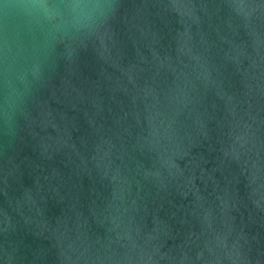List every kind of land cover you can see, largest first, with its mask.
<instances>
[{
    "label": "water",
    "instance_id": "obj_1",
    "mask_svg": "<svg viewBox=\"0 0 264 264\" xmlns=\"http://www.w3.org/2000/svg\"><path fill=\"white\" fill-rule=\"evenodd\" d=\"M109 2L0 0V264H264V0Z\"/></svg>",
    "mask_w": 264,
    "mask_h": 264
},
{
    "label": "clouds",
    "instance_id": "obj_2",
    "mask_svg": "<svg viewBox=\"0 0 264 264\" xmlns=\"http://www.w3.org/2000/svg\"><path fill=\"white\" fill-rule=\"evenodd\" d=\"M112 7L109 0H16V3L7 6V16L21 18L28 31L39 26L45 30L47 39H54L57 34L70 29L94 25V30L104 22ZM12 27L17 30L14 25ZM10 50L9 25L6 23L4 34L0 37V55L5 60L6 71Z\"/></svg>",
    "mask_w": 264,
    "mask_h": 264
}]
</instances>
